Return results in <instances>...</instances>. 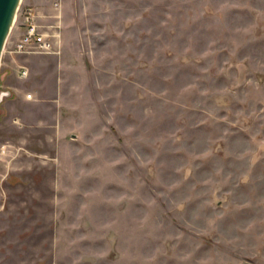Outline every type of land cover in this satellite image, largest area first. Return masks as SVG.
Wrapping results in <instances>:
<instances>
[{"label": "rangeland", "instance_id": "obj_1", "mask_svg": "<svg viewBox=\"0 0 264 264\" xmlns=\"http://www.w3.org/2000/svg\"><path fill=\"white\" fill-rule=\"evenodd\" d=\"M58 1L80 121L0 105V264H264V0Z\"/></svg>", "mask_w": 264, "mask_h": 264}, {"label": "crops", "instance_id": "obj_2", "mask_svg": "<svg viewBox=\"0 0 264 264\" xmlns=\"http://www.w3.org/2000/svg\"><path fill=\"white\" fill-rule=\"evenodd\" d=\"M18 27L7 41L0 63V80L7 93L0 104L1 112L9 115L15 128L52 127L55 139L69 142L80 121L63 107L64 72L73 66L72 55L65 49L59 53L15 51V42L24 30L22 24ZM23 66L29 69L27 75L21 74Z\"/></svg>", "mask_w": 264, "mask_h": 264}, {"label": "built area", "instance_id": "obj_3", "mask_svg": "<svg viewBox=\"0 0 264 264\" xmlns=\"http://www.w3.org/2000/svg\"><path fill=\"white\" fill-rule=\"evenodd\" d=\"M59 1L55 0L58 6ZM20 24L24 26L16 40L14 50L18 52H56L54 34H50L46 24L39 21L38 14L33 6H23L19 9ZM29 69L22 67L21 74L27 75Z\"/></svg>", "mask_w": 264, "mask_h": 264}, {"label": "water", "instance_id": "obj_4", "mask_svg": "<svg viewBox=\"0 0 264 264\" xmlns=\"http://www.w3.org/2000/svg\"><path fill=\"white\" fill-rule=\"evenodd\" d=\"M21 3L22 0H0V63L8 37L18 17Z\"/></svg>", "mask_w": 264, "mask_h": 264}, {"label": "trees", "instance_id": "obj_5", "mask_svg": "<svg viewBox=\"0 0 264 264\" xmlns=\"http://www.w3.org/2000/svg\"><path fill=\"white\" fill-rule=\"evenodd\" d=\"M6 93V90H1V92H0V97L3 99V97L5 96V95H7V93Z\"/></svg>", "mask_w": 264, "mask_h": 264}]
</instances>
